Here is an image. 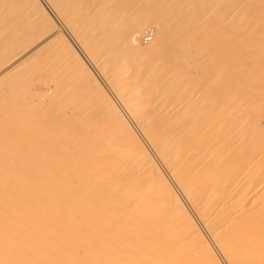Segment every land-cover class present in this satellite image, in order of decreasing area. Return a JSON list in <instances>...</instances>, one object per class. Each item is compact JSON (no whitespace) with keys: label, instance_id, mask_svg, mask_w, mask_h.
<instances>
[{"label":"bare ground","instance_id":"bare-ground-1","mask_svg":"<svg viewBox=\"0 0 264 264\" xmlns=\"http://www.w3.org/2000/svg\"><path fill=\"white\" fill-rule=\"evenodd\" d=\"M58 36L100 108L62 96ZM32 65L70 104L24 95ZM258 74L264 0H0V264H264Z\"/></svg>","mask_w":264,"mask_h":264},{"label":"rangeland","instance_id":"rangeland-1","mask_svg":"<svg viewBox=\"0 0 264 264\" xmlns=\"http://www.w3.org/2000/svg\"><path fill=\"white\" fill-rule=\"evenodd\" d=\"M10 1H11V0H10ZM8 3H10V2L8 1ZM13 3H14V2H13ZM12 5H13V4H12ZM14 5H15V6H14ZM14 5H13V6H9V7H11V8H10L11 10L17 9V8H15V7H17V5H16V4H14ZM21 6H22V5H21ZM21 6H20V7H21ZM25 6H26V5H25ZM23 8H25V7H23ZM23 8H22V9H23ZM26 8H27V7H26ZM19 10H20V9H19ZM24 10H26V9H24ZM24 10H23V11H24ZM15 11H16V10H15ZM26 11H27V10H26ZM26 11H25V14L27 13ZM28 12H29V11H28ZM30 12H31V11H30ZM30 12H29V13H30ZM27 14H28V13H27ZM27 14H26V15H27ZM27 16L29 17V15H27ZM30 16H32V13H31ZM28 17H26V18L28 19ZM25 20H26V19H25ZM12 25H13V24H12ZM14 25H15V28H18V27H19V23H18V25H17V23H15ZM17 26H18V27H17ZM12 27H14V26H12ZM149 30H152V32H153V36H152V38H151L150 40H146V39H145V35L147 34L146 32L149 31ZM157 30H158V27H157V25H156L155 23H151V22H150V23H147V24H143L141 30H135V31L132 32V35H133V41H132V42H133V44H137V43H139V45H140V47H141V50L143 51V49H144V52H145V51L148 49V47L151 46V44H153V43L155 42V40H156V32H157ZM141 33H142V34H141ZM210 33H211V31H209V30L207 29L205 35H209ZM55 40H56V41H55ZM55 40L52 41L53 43H50L51 46H49V52H50V50H51L52 52H55L56 54H59V55H56L55 53L52 54V53L50 52V53L53 55V56L51 55V59H52L53 57L55 58L54 54L56 55V58H55V59H54V58L52 59V60H54V61L50 60L51 62H54L53 64H51V65L49 64V65H50V66H49L48 63H47V65H48L49 67L53 68V71H54V72L56 71L55 73L52 72V74L54 75V77L51 76V78H52V77L55 78V76L58 77L59 75L63 74V72H66L65 75H64V74L61 75V78L59 77V79H60L59 81L63 80V81H62V85H61V83H60V88H61V86H62V88H63L62 90H64L65 93H63L62 90L59 88V84H58L57 87H56L57 89L54 88V87L56 86L55 84H56L57 81H55V82L52 81L53 78H52V79L50 78V71H49V74L46 73V72H47L46 69H45V70H42V69H41L42 72H40V73H39L40 70H39V71L37 70V72H36V69H35L34 65H32V68L29 67L30 69H33V70L35 69V70H34V71H35V74H32V76H31V73H30V74H29V73H25L24 71H23L24 73H23V72H22V74L20 73L21 75H24V74H25L24 76H26V77L29 76V77H30V79L26 81L27 84H26V85L24 84V82H25L24 79H28L29 77H28V78L25 77L22 81L19 82V84H20L21 82H22V84H23V85L20 84V85H21L20 88H22V86L25 88V86H27V85L29 84V86H27V88H28V87H31V90H30V91H32V92L29 94V92H28V89H29V88H28V89L26 88L27 90L25 89V91L28 92V94H24V93H26V92L23 91L24 88H22L23 90L19 88V90H22L21 93H23L24 95H31V94L33 95V94L35 93L34 96L36 97V96H37V95H36V90H39V91H40L41 88H42L43 90L40 91V92H42V93H41V96H40V98H41L40 101L44 102L43 105H44L46 108H51V107H53V109H54V107H55V110H56V108L59 106L60 108L58 107L57 110H58V109L60 110V109H62L63 105H65V104H66V105L70 104V103H66L68 100H69V101H72V99L74 100V97H76L77 99H79L80 90L78 91L76 88H74L75 85L77 86V83H79V81L76 82V83H74L75 81H77L76 78H75L76 76H75L73 73H71V69L68 70V68H69L70 66L67 65V61H68V59L65 58V57L68 56V55H67L68 52H65V53H63V55H61L62 53H59V52H58L59 50L57 51V50L55 49V47H54V46H56V45L58 46V44H56V43H57V41H58V43H59V40H61V38L58 36L57 38H55ZM137 40H138V41H137ZM54 41H55V42H54ZM52 44H53V45H52ZM59 44H61V42H60ZM137 45H138V44H137ZM139 45H138V46H139ZM57 46H56V47H57ZM145 48H146V49H145ZM54 49H55V50H54ZM142 51H141V52H142ZM201 51H202L204 54H206V52L203 51L202 49H201ZM66 53H67V54H66ZM60 55H61V57H62V56H63V57H62V58H61V57H58V56H60ZM37 57H38V56H37ZM58 58H60V59L58 60ZM61 59L66 63V64L63 63L62 65H65L66 67L64 66L63 68H60V65H59V64H61V63L63 62ZM35 60L37 61V59H35ZM55 60H58V61H55ZM60 60H61V61H60ZM28 62L30 63V61H28ZM28 62H27L26 64L29 66V63H28ZM37 62H38V61H37ZM48 62H49V61H48ZM59 62H60V63H59ZM31 63H32V64H35V66H36V64H38V63H36V62L33 63V62H32V59H31ZM183 63H189V64L191 65V67H192L193 70H195V68H196L195 65L193 64V58H191V57L185 58V59L183 60ZM26 64H25V65H26ZM39 64H40V61H39ZM42 64H43V63H42ZM68 64H70L69 61H68ZM25 65H24V66H25ZM27 65H26V67H24V70H25V68H28ZM40 65H41V64H40ZM47 65H46V66H47ZM54 65H55L56 68H57V66H59L60 69L55 70L56 68L54 69V67H53ZM67 66H68V67H67ZM36 67H38V66H36ZM40 67H41V66H40ZM43 67L45 68V66L42 65L41 68H43ZM61 67H62V66H61ZM22 68H23V67H22ZM51 68H47V69H51ZM66 68H67V69H66ZM39 69H40V68H39ZM61 69L64 70V71H62ZM18 70H19V68H18ZM27 70H28V69H27ZM33 70H32V71H33ZM14 71H15V70H14ZM20 71H21V69H20ZM30 71H31V70H30ZM30 71H28V72H30ZM43 71H46V72H44L45 75H44ZM51 71H52V69H51ZM26 72H27V71H26ZM57 72H59V73L62 72V73H61V74H58ZM14 73L17 74V70H16V72H14ZM32 73H34V72H32ZM193 73H194V71H193ZM193 73H192V74H191V73L189 74L190 77H189L188 82H189V84H191V85H194V84H196V83L198 82V78H197V76H195ZM235 73H236V72H235ZM235 73H234V74H235ZM20 74H19V75L17 74L18 77L21 76ZM38 74H39V75H38ZM40 74H41V76H40ZM46 74H47V76H48V75H49V76L47 77ZM56 74H58V75H56ZM67 74H68V75H67ZM69 74L72 76V78H70ZM204 74H205V78H206V79H207V78L209 79V77H211V71H209V70H205V71H204ZM234 74H233V75H234ZM13 75H14V74H13ZM233 75H232V76H233ZM237 75H239V74L237 73ZM252 75H253V74H252ZM258 75H259V74H258ZM43 76H44V77H43ZM63 76H64V77H63ZM73 76H75V77H73ZM100 76H102V75L100 74ZM218 76H219V74H216V75H214V77L211 78V84H215V86H214L215 88H217V87L219 86V84L217 83V82L219 81V80H217V79H218ZM256 76H257V75H256ZM256 76H254V77L257 78V79H255V78H254V79H255L257 82H258V81H262V82L264 81V79H263V80H258V78L261 76V74L259 75V77H258V76L256 77ZM18 77H17L16 79H18ZM45 77H47V78H45ZM65 77H66L67 80H68V79H71V80H68V81H70V82H71L72 79H73V82H72V83H69L68 81H66ZM236 77H237V76H236ZM251 77H253V76H251ZM12 78H14V76L11 77V79H12ZM21 78H23V77H20V79H21ZM43 78H44V80H43ZM74 78H75V79H74ZM232 78H233V77H232ZM262 78H264L263 75L260 77V79H262ZM14 80H15V78H14ZM54 80H55V79H54ZM64 80H65V81H64ZM16 81H17V80H16ZM18 81H19V79H18ZM23 81H24V82H23ZM43 81H44V82H43ZM45 81H46V82H45ZM49 81H50V82H49ZM51 81H52L53 83H52ZM59 81H58V82H59ZM26 82H25V83H26ZM66 82H68V84H70L68 87L74 88V89L69 88L70 91H71V90L73 91V90L76 89L75 91H76V92H79V93L77 94L75 91H73V92L71 91V92H72L71 94H73L74 96H73V95L70 96L71 98H72V97H73V98H72L71 100L68 99L67 101L65 100V98L67 97V96H66L67 94H70V92H69V90H67L69 93H66V90H65V89H68V88H65V89H64V87H63V86L65 85ZM214 82H215V83H214ZM46 83H47V85H48V83H49V85L47 86ZM54 83H55V84H54ZM63 83H64V85H63ZM258 83H259V82H258ZM72 84H73L74 86H72ZM263 84H264V82H263ZM263 84L260 82V86L264 87ZM24 85H25V86H24ZM37 85H38V86H37ZM43 85H44V86H43ZM35 86H36V87H35ZM39 86H40V87H39ZM45 86H46V87H45ZM50 86H51V88H50ZM66 86H67V84H66ZM66 86H65V87H66ZM76 86H75V87H76ZM78 86H79V85H78ZM38 88H39V89H38ZM46 88H47V89H46ZM52 88H54V89H53L54 91L52 90ZM77 88H78V87H77ZM83 88H84V87H83ZM33 89H35V90H33ZM44 89H45V90H44ZM79 89H81V88H79ZM84 90H86V89H82V93H81L82 95L80 94V95H81L80 97L82 98V97L84 96V98H86L87 100H85V101H78V100L75 98L79 103H78V102L76 103V101L74 100L73 104L71 103V105H74V104H75V105L78 106V107L86 106V107H89L91 110H95V108H100L99 106L96 107V106H97L96 104H98V103H100V102H98V100H97V99H98L97 96L94 95V94L98 93L99 91H98V90L96 91L95 89H94V90L96 91V93H94V91H92L93 89H92V90L90 89L93 93H92L91 91H89V92L87 91L89 94L92 93L91 95H94V96H95V97L93 96L94 99H93V101H92V98L89 97L90 95H88V93L85 92ZM45 91H47V92L49 91L48 93H50V94L47 95V96H45V93H44ZM51 91H52L54 94L57 93V92H58V93H61V92H62V93H63L62 96H66V97H62L61 95L57 94V95H59L58 98H57V96L55 97V95H54ZM18 92H19V91H18ZM74 92H75V94H77L78 97L74 94ZM84 92H85V93H84ZM38 93H39V92H37V94H38ZM48 93H47V94H48ZM51 93H52V94H51ZM64 94H66V95H64ZM84 94H85V95H84ZM98 94H99V93H98ZM98 94H97V95H98ZM18 95H19V94H18ZM32 95H31V96H32ZM31 96H30V97H31ZM34 96H32V97H34ZM44 96H45V97H44ZM48 96H49V97H48ZM99 96H100V98H101V99L99 98V100L102 101V98H103L102 95L100 94ZM30 97H28V99H27V96H26V98H25V96H24L25 100H26V99L28 100V101H26V102L29 103V100H30V99H31L30 101H32L33 98H30ZM38 97H39V96H38ZM47 97H48V101H47ZM53 97H55V98L53 99ZM59 97H61L62 99L60 100ZM29 98H30V99H29ZM81 98H80L79 100H84V99H81ZM96 98H97V99H96ZM34 99L36 100V98H34ZM50 99H51V100H50ZM63 99H64V101H63ZM66 99H67V98H66ZM37 100H38V99H37ZM49 100H50L51 102H49ZM89 100H90V101H89ZM95 100H97L96 103H95ZM263 100H264V99H263ZM40 101H39V100H38L37 102L35 101L36 104H32V103H30V104H32V106L35 107V106H38L37 103L40 102ZM45 101H47V103H50L49 105H51V107H50L47 103H45ZM54 101H55V102H54ZM69 101H68V102H69ZM61 102L63 103V105H62ZM81 102L83 103L82 105H80ZM84 102H85V105H84ZM90 102H91V103H90ZM93 102H94V103H93ZM97 102H98V103H97ZM33 103H34V102H33ZM40 103H41V102H40ZM40 103H39V106H40ZM64 103H65V104H64ZM263 103H264V101H263ZM54 104H55V105H54ZM60 104H61L62 107L60 106ZM260 104H261V103H260ZM43 105H42V103H41V107H42ZM46 105H47V106H46ZM94 105H96L95 108H94ZM98 105H101V104H98ZM44 106H43V107H44ZM48 106H49V107H48ZM63 108H64V107H63ZM253 108H256L257 110H256V109L253 110ZM253 108H252V110H251V115H253V114L255 113L254 116H255V118H256V115H257L256 113L259 112L258 110H260V109H259L257 106H255V107H253ZM48 110H49V109H48ZM51 110H52V109H51ZM259 113L261 114L262 111L259 112ZM260 114L258 115V117H257L256 119L259 118V119H258V120H259V124H261V129H262V131L264 132V114H263V115L261 114V116H260ZM254 116H253V117H254ZM259 116L261 117V119H260Z\"/></svg>","mask_w":264,"mask_h":264},{"label":"built area","instance_id":"built-area-1","mask_svg":"<svg viewBox=\"0 0 264 264\" xmlns=\"http://www.w3.org/2000/svg\"><path fill=\"white\" fill-rule=\"evenodd\" d=\"M146 33L147 34L145 35V39L146 40H150L152 38V36H153L152 30L147 31Z\"/></svg>","mask_w":264,"mask_h":264}]
</instances>
